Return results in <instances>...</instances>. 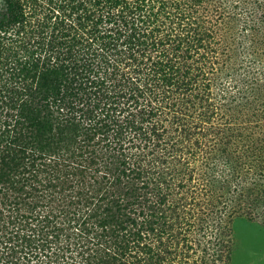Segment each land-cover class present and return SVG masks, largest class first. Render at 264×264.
<instances>
[{
    "label": "trees",
    "instance_id": "obj_1",
    "mask_svg": "<svg viewBox=\"0 0 264 264\" xmlns=\"http://www.w3.org/2000/svg\"><path fill=\"white\" fill-rule=\"evenodd\" d=\"M215 28L186 0H1L0 264H186L213 235Z\"/></svg>",
    "mask_w": 264,
    "mask_h": 264
},
{
    "label": "rangeland",
    "instance_id": "obj_2",
    "mask_svg": "<svg viewBox=\"0 0 264 264\" xmlns=\"http://www.w3.org/2000/svg\"><path fill=\"white\" fill-rule=\"evenodd\" d=\"M186 1L218 25L212 77L231 96L225 100L230 112L218 123L221 139L206 160L208 174L192 175L199 180L198 208L206 210L201 222L214 220L215 229L212 236L192 230L183 259L227 264L233 243L231 264H264V0Z\"/></svg>",
    "mask_w": 264,
    "mask_h": 264
},
{
    "label": "crops",
    "instance_id": "obj_3",
    "mask_svg": "<svg viewBox=\"0 0 264 264\" xmlns=\"http://www.w3.org/2000/svg\"><path fill=\"white\" fill-rule=\"evenodd\" d=\"M232 259H233V255L231 256V260H230L229 264H231V263H232Z\"/></svg>",
    "mask_w": 264,
    "mask_h": 264
}]
</instances>
